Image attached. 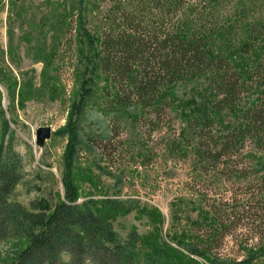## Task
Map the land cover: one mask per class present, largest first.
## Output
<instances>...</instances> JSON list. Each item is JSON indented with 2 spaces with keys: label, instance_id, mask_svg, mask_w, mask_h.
Instances as JSON below:
<instances>
[{
  "label": "rangeland",
  "instance_id": "rangeland-1",
  "mask_svg": "<svg viewBox=\"0 0 264 264\" xmlns=\"http://www.w3.org/2000/svg\"><path fill=\"white\" fill-rule=\"evenodd\" d=\"M111 2L0 0V145L3 141L20 156L24 172L11 198L39 210L41 207H32L34 202L65 197L70 173L79 200L98 199L100 205L106 198L124 202L125 210L114 217L113 225L123 238L134 226L141 233L138 264H148L151 254L166 243L195 257L199 264H236L234 260L247 257L240 234L207 244L210 249L198 244L206 236L199 227L205 222L199 221L210 218L201 202L203 194L221 198L229 185L199 169L185 136L192 111L211 116L216 133L243 121L242 111L254 91L246 92L237 107L220 112L214 108L217 94L209 72L179 80L160 94L166 109L160 127L154 130L144 113L138 117L141 108L137 104L115 109L105 94L107 88L113 92L114 84L99 69L96 75L91 70L77 23L80 10H92L87 19L83 17L87 26L95 29L104 21ZM175 20L187 33L201 22L231 27V52L244 74L251 55L260 49L253 41L250 24L253 20L264 23V0H190ZM220 30L210 32L211 42L223 36V31L216 33ZM91 76L92 95H87L80 109L74 163L67 170L70 133L57 130L74 118L83 80ZM148 114L153 116L151 111ZM41 125L53 128L42 145L36 133ZM239 186L232 190L245 189ZM20 244L15 238L0 240V264H5ZM189 245L198 246L204 255L191 252ZM263 261L261 256L250 264Z\"/></svg>",
  "mask_w": 264,
  "mask_h": 264
},
{
  "label": "trees",
  "instance_id": "trees-1",
  "mask_svg": "<svg viewBox=\"0 0 264 264\" xmlns=\"http://www.w3.org/2000/svg\"><path fill=\"white\" fill-rule=\"evenodd\" d=\"M111 1L104 21L95 29L86 23V14L92 10H80L77 23L91 70L96 75L99 69L114 84L113 92L108 88L104 91L115 109L137 104L141 108L138 117L144 113L150 130H154L160 127L166 109L160 94L179 80L209 72L217 94L214 108L220 112L237 107L246 92L254 91L242 111L243 121L216 133L211 116L201 110L192 111L187 121L190 135L185 136L199 169L229 185L221 198L203 194L201 202L212 220L199 221L205 222L199 227L206 236L198 244L210 249L207 244L240 234L247 257L234 263L254 262L264 256V23L253 20L250 24L253 41L260 49L251 55L243 74L231 52V27L201 22L191 33L178 28L175 19L190 0ZM215 29H221L216 33L223 31V36L211 42L209 34ZM93 80L94 76L83 80L74 118L57 130L70 133L67 170L74 163L76 122L92 92ZM150 111L153 116H149ZM23 176L20 156L2 141L0 240L15 238L22 242L5 264H138L141 233L134 226L123 238L113 225L114 217L125 210L124 202L106 198L100 205L98 199L79 200L76 183L67 173L65 197L53 198V202L42 198L34 202L32 207H41L35 210L11 198ZM236 184L245 189L232 190ZM166 245L151 254L148 264H164L169 259H175L170 264H199L195 257ZM189 247L191 252L204 255L198 246Z\"/></svg>",
  "mask_w": 264,
  "mask_h": 264
},
{
  "label": "water",
  "instance_id": "water-1",
  "mask_svg": "<svg viewBox=\"0 0 264 264\" xmlns=\"http://www.w3.org/2000/svg\"><path fill=\"white\" fill-rule=\"evenodd\" d=\"M53 128L51 125H41L37 128V141L40 145L44 144L45 140L52 135Z\"/></svg>",
  "mask_w": 264,
  "mask_h": 264
}]
</instances>
